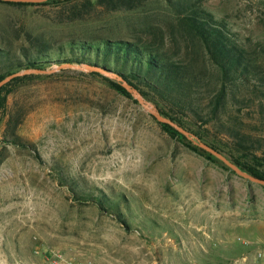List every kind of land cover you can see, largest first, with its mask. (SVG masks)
Instances as JSON below:
<instances>
[{
	"label": "rangeland",
	"instance_id": "rangeland-1",
	"mask_svg": "<svg viewBox=\"0 0 264 264\" xmlns=\"http://www.w3.org/2000/svg\"><path fill=\"white\" fill-rule=\"evenodd\" d=\"M203 5L244 43L264 41V0ZM173 17L155 0L54 25L49 7L0 4V35L13 49L25 31L54 40L149 37L154 28L168 36ZM61 70L18 86L4 110L0 264H264V186L170 138L99 78ZM72 179L119 197L125 223L78 203L67 187Z\"/></svg>",
	"mask_w": 264,
	"mask_h": 264
},
{
	"label": "trees",
	"instance_id": "trees-1",
	"mask_svg": "<svg viewBox=\"0 0 264 264\" xmlns=\"http://www.w3.org/2000/svg\"><path fill=\"white\" fill-rule=\"evenodd\" d=\"M155 0H48L40 4L6 3L19 9L49 7L54 25L98 20L102 14L129 13ZM174 17L171 32L147 36H69L25 31L13 49L0 35V81L22 70L52 65H86L111 72L134 87L160 114L225 156L243 172L264 180V41L246 44L203 5V0H164ZM70 71L63 69L61 72ZM78 75L102 80L116 93L131 95L97 72ZM51 75L26 74L0 89V127L9 95L27 81ZM159 124V123H158ZM160 128L190 151L214 163L217 158L193 145L166 124ZM8 127H10L8 125ZM66 183V181H65ZM78 203H93L125 223L119 197L67 182ZM123 198V196H121Z\"/></svg>",
	"mask_w": 264,
	"mask_h": 264
},
{
	"label": "water",
	"instance_id": "water-1",
	"mask_svg": "<svg viewBox=\"0 0 264 264\" xmlns=\"http://www.w3.org/2000/svg\"><path fill=\"white\" fill-rule=\"evenodd\" d=\"M48 0H0V2H6V3H24V4H40L44 3ZM63 68H71L77 71L81 72H97L103 75L106 78H109L110 80L115 81L116 83L120 84L122 88H124L132 97L133 100L137 102L141 106V108L146 111L156 122L159 124H166L176 130L178 133L182 134L188 141H190L193 145L201 148L205 152L211 154L215 158H217L220 162H222L225 166H227L229 169L234 171L237 175L249 180L252 183L264 186V180L256 178L248 173L243 172L241 169H239L235 164H233L231 161H229L225 156H223L221 153L217 152L207 144L201 142L195 135L192 133L186 131L181 126H179L177 123L173 122L169 118H166L165 116L161 115L157 107L150 101L146 100L140 92H138L134 87L129 85L126 81H124L121 77L117 76L114 73L107 72L105 70L89 67L86 65H61L56 68H51L49 70H22L18 71L16 73H13L11 75L6 76L4 79L0 81V89L5 84L10 82L13 78L20 77L26 74H52L60 71Z\"/></svg>",
	"mask_w": 264,
	"mask_h": 264
}]
</instances>
